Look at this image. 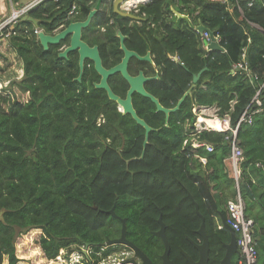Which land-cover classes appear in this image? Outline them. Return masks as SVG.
<instances>
[{
	"label": "trees",
	"instance_id": "16d2710c",
	"mask_svg": "<svg viewBox=\"0 0 264 264\" xmlns=\"http://www.w3.org/2000/svg\"><path fill=\"white\" fill-rule=\"evenodd\" d=\"M74 1L44 0L30 14L51 32L76 19L69 15ZM89 1L74 2L80 16L86 17L97 0ZM223 1L152 0L139 6L137 14L144 18L140 24L116 19L128 49L144 55L149 46L159 78L145 87L162 105L173 107L191 86L192 76L203 70L191 93L170 114L168 126L164 114L156 112L160 129L149 133L142 158L143 128L118 112L104 90L85 83L84 77L75 80L76 63L60 59L56 46L44 50L30 21L17 22L9 41L24 64V75L7 86L0 84V264H59L54 260L61 251L70 254L85 244L97 251L120 235L119 218L126 220V238L159 262L163 243L153 232L159 229L160 214L170 258L177 263L180 248L198 258L189 239L201 242L196 232L201 219L190 196L204 217L209 264H218L227 233L215 222L216 209L235 194L226 163L231 130L264 80V0ZM102 3L92 26L106 25L115 15L113 0ZM173 9L217 35L224 51L205 50L200 33ZM169 55H177L182 64ZM243 55L248 72H233ZM145 64L150 66L132 58L129 70L145 71ZM138 98L154 108L148 98ZM260 98L262 111L236 132L243 151L238 186L247 218L253 205L247 198L261 197L251 177L260 173L256 165H264V87ZM193 104L216 106L219 116L228 115L231 129L191 135L183 125L188 122L192 128L196 121ZM102 113L121 122L122 152L120 140L106 141L105 126L96 121ZM193 141L200 145L193 146ZM111 208L116 216L107 213ZM259 232L264 240L263 224Z\"/></svg>",
	"mask_w": 264,
	"mask_h": 264
},
{
	"label": "water",
	"instance_id": "95a60500",
	"mask_svg": "<svg viewBox=\"0 0 264 264\" xmlns=\"http://www.w3.org/2000/svg\"><path fill=\"white\" fill-rule=\"evenodd\" d=\"M29 1L30 0H19L18 4L23 5ZM124 1L125 0H114L113 1V11L124 17L141 20V17L135 14H132L131 12L120 10L121 9L120 4ZM99 5H100V1L97 3L94 9L90 10L85 20L68 23V25L64 29H62L61 31L55 34H50V33L45 32L44 29L40 27L39 20L33 17L30 13L24 15L21 18V20L30 21L34 25L35 28H40V31L37 33L36 38L44 50H47L48 47L51 45H58L61 39L65 38L66 36H69V39H70L69 45L65 48L64 51H62L59 54V57H65L67 52L69 51L78 50L79 66H80V74L76 78L78 81L80 80L84 58L88 57L92 59V61L94 62V68L96 72H98V74L100 75V81L98 83H95L94 86L98 89L104 90L106 92L108 99L116 102L120 106V108L122 109V114L130 115V117L135 121V123L143 128L144 130V140L142 144L143 149L139 156V158H142L144 155L145 146L148 143L149 133L152 131V127L143 118H141L137 114L132 104V94L137 93L141 95L142 97L148 98L155 105L157 111L163 112L165 114V118L167 120L169 118V115L172 112H175L176 110H178V108L180 107L185 97L191 93L192 89L195 87L198 79L200 78V75L203 70H201L200 72L192 76L191 86L186 91H184L182 96L177 100L176 104L173 107H170V108L164 107L153 94H151L145 89V86H144L145 83L149 80L154 79V77L146 76L143 70H140L135 75L130 74L128 71V64L131 58H136L139 61H146L151 64H154V61L151 58L150 51L148 50V47H149L148 45H146L147 51L144 55H140L136 51L129 50L124 43L125 36L120 31H118L120 49L122 50L123 55L119 63L106 69L102 65L97 48L95 46L91 48L81 40L80 38L81 29L88 25V23L90 22L94 14L99 9ZM173 12L177 17L186 19L189 25L191 26V28L196 29L197 32L201 33L204 30L209 32V37H210L209 42L204 41L205 46L208 50H220V51L224 50L223 47L219 44V42L216 40L214 33L210 31L208 28L202 25L195 26L192 24L190 18L187 15L178 13L174 9H173ZM4 17L0 15V20ZM174 59L177 60V56H174ZM116 73H119L121 77L128 83L129 87L126 92L125 98H121L120 96L115 94L107 82L108 77ZM132 159H135V158H132ZM129 161H131V159L128 160L127 162ZM190 199L192 200L194 204L195 212L200 216V219H201L200 226L196 230L197 234L201 238V242L196 243L194 241H191L193 246L198 252V258L194 260L182 248H180L179 251L185 257L188 264H209L210 245H209L208 236L204 228V224H205L204 217L200 214L198 210V205L191 196H190ZM93 207L96 208V206H93ZM216 211H217V214L221 218V226L228 232V235H229L228 240L221 242V245L224 248V254L220 258L218 264H231L233 255L236 254L237 257L239 256L238 248L236 245V232L230 226V224L225 221L223 215L217 209ZM107 213H110L112 216H116L114 214L113 208L108 210ZM120 222L122 224L120 236L118 238L106 241V244L107 245L124 244L130 247L134 251L136 257H138V259L140 260L139 262L136 260H133L132 264H152L150 259L145 255V253L140 248L134 245L131 241L127 240L125 219L120 218ZM158 223H159V229L156 230L153 234L155 236H158L163 243V252L160 256L162 264H175L169 258L170 244L166 237L165 224L162 220L161 214L158 217ZM85 247H88V244H85Z\"/></svg>",
	"mask_w": 264,
	"mask_h": 264
},
{
	"label": "flooded vegetation",
	"instance_id": "af4514ba",
	"mask_svg": "<svg viewBox=\"0 0 264 264\" xmlns=\"http://www.w3.org/2000/svg\"><path fill=\"white\" fill-rule=\"evenodd\" d=\"M75 1L78 2V0H75ZM99 1H100V5H99V9L97 10V12H98L101 9L102 5H104L102 3V0H97L90 10L94 9ZM74 2L72 3L71 9L69 11V15L72 16V17H75L76 19L72 20L71 22L85 20L87 15L89 14L90 10H89L88 14L86 15V17H82V16H80V7H79V5L77 4V2L76 3H74ZM92 3H93V0H90L88 2V4H92ZM112 10H113V3H112ZM120 10L123 11L122 8ZM113 13H115L114 17L111 18V20L106 25H99V26L90 25L91 20L94 17L93 16L92 19L90 20V22L88 23V25L86 27L82 28L81 32H80V38H81V40L84 43H86L91 48L94 47V46L97 48V51H98V54L100 56L102 65L106 69H108V68L114 66L115 64L119 63L121 58H122V55H123V52L120 49V41H119V37H118V31H120V25L117 23L116 19L118 18V19L121 20L122 18H128V17H124V16H122V15H120V14L114 12V11H113ZM132 14H134V13H132ZM135 15L139 16L138 14H135ZM139 17H141V16H139ZM129 19H130V21H129L130 24L133 23V22H136L137 24H140L144 20L143 17H141V20H136V19H131V18H129ZM40 21L41 20H39V23H40ZM71 22H69V23H71ZM66 26L60 24L53 31L47 32V33H50V34L58 33L59 31L64 29ZM69 41H70L69 36H66L65 38L60 40L58 45H51V46H56L57 47V49H58L57 56L58 57H59V54L62 51H64L65 48L69 45ZM129 50H131V49H129ZM148 50H149V47H148ZM132 51H135V50H132ZM169 56L171 57V59L175 60L174 56H177V55H172V56L169 55ZM118 57H119V60L116 61L118 59ZM59 58L60 59H65V60H67L68 58H71L73 60L74 65L76 63L77 68H78V72H77V76L74 79L77 80L76 78L80 74L78 50L69 51V52H67L65 57H59ZM151 58L153 60L152 55H151ZM175 61H177L178 63L180 62L178 57H177V60H175ZM142 62L148 63L151 67L145 64V66H146L145 71L142 68L141 69L140 68H138V69L136 68L137 70H136V73H135L134 72V68L135 67H133L131 70H129V64H128L129 73L132 74V75H135L140 70H143V72H144V74L146 76L154 77V79H152V80L158 79L159 78V72H158V69L155 66V63L151 64V63L146 62V61H142ZM129 63H130V61H129ZM155 76H157V77H155ZM83 77L85 79V83H88L89 85H92L95 89H98L94 85H95V83H98L100 81V75L98 74V72H96V70L94 68V62L92 61V59H90L88 57L84 58V60H83L82 72H81V76H80V80L79 81H81ZM119 77H121V75L119 73L113 74V75L108 77L107 82H108L110 88L112 89V91L115 94H117L121 98H125L126 92H127L129 86H128V83L124 80L125 83H126V87H125V85L120 81ZM152 80H149L146 83H148V82H150ZM146 83H145V85H146ZM145 89H146V87H145ZM138 96H141V95H139L137 93H133L132 94V104H133V107L135 108L136 112L140 110V112H142L143 116H150L148 120L145 117H141V118H143L152 127V131L159 130L160 127H156L155 126V124H157V122L155 123V114H156V112L158 113L160 111L156 110L155 105H154V108H152L150 106H147V105L143 104L140 101V99L138 98ZM114 103H115V109L122 114V109L120 108V106L116 102H114ZM164 107H167V106H164ZM105 108H106V112L109 111V109L107 108V105L105 106ZM168 108H170V107H168ZM160 113H163V112H160ZM137 114H138V112H137ZM122 115H125V114H122ZM169 118H170V115H169ZM169 118L166 120L165 114H164V119H163L164 126H168ZM96 121H97L98 125H103V127L105 126V132L107 133V136L109 135L108 137H106V141L107 142H109V143L112 142V139L121 141V143L119 145L118 152H122L123 151V147H124L125 136H124V134H123V132L121 130V125H120L121 122H117L116 119L108 120L107 117L105 116V114H103V113L100 114L97 117ZM148 139H149V137H148ZM121 226H122V224H121ZM103 247L105 248L106 252L109 251V250H112V251H110V253L113 254V255H117V256L121 255V252H125L126 253V258H127L128 262L130 264H132L133 260H136L138 262L140 261L138 259V257H136L134 251L130 247H128V246H126L124 244H112V245L105 244ZM142 251L150 259L152 264H162L161 259H160L159 262L156 261V259L154 258L155 255L150 256L144 250H142ZM162 252H163V250H162ZM162 252L159 254V258L161 256ZM169 258H170V255H169ZM193 259L196 260L197 258H193ZM172 261L175 264H188L187 260L185 259V257L183 255H182V258H178L176 260L177 263L174 260H172Z\"/></svg>",
	"mask_w": 264,
	"mask_h": 264
},
{
	"label": "built area",
	"instance_id": "2783aa9c",
	"mask_svg": "<svg viewBox=\"0 0 264 264\" xmlns=\"http://www.w3.org/2000/svg\"><path fill=\"white\" fill-rule=\"evenodd\" d=\"M44 0H30L26 4L18 5L16 4L11 8L9 15L5 16L0 20V40H8L16 32L15 25L17 22L26 14L30 13L40 2ZM152 0H125L120 4L122 10L137 14L139 6L141 4H146ZM225 1V0H224ZM223 1V2H224ZM40 31V28H33V33L37 35ZM215 35V34H214ZM209 32L202 31L200 33V39L205 50L209 51L204 41L209 42ZM216 40L219 42V37L215 35ZM247 62L244 57L242 60L236 64H233L232 71L235 72V69H243L248 72ZM253 79H258L257 74H250ZM264 87V80L258 86L254 96L252 97L250 103L243 113L240 115L238 124L240 122H251V114L248 113L249 108L262 105V100L260 98L261 89ZM193 113L200 119L202 118H217V120L226 122L229 121V117H221L218 113V108L216 106H194ZM185 129L186 123L183 125ZM206 128V127H205ZM208 128V127H207ZM202 127H198V122L195 123V132H192L191 135L197 134ZM209 129V128H208ZM236 129L233 130L232 136V150L230 154V162L232 163L235 171L237 170V164L242 158V150L237 146L235 142ZM187 140L184 141V144ZM193 146L197 144L192 143ZM208 150H211V147H208ZM237 178V176H236ZM227 218L229 220L230 226L235 230L237 234L236 245L239 252V264H258V249L257 244L254 239V229L253 221L245 216V202L242 198V194L239 190L238 183L236 180L235 195L232 199L227 202ZM85 253V254H84ZM57 260L61 264H130L126 258V253L121 252V255H113L111 253H105V248L101 247L99 250L95 251L91 247L82 246L81 250H76L69 254L61 252L57 257Z\"/></svg>",
	"mask_w": 264,
	"mask_h": 264
},
{
	"label": "crops",
	"instance_id": "0c3cea01",
	"mask_svg": "<svg viewBox=\"0 0 264 264\" xmlns=\"http://www.w3.org/2000/svg\"><path fill=\"white\" fill-rule=\"evenodd\" d=\"M15 5L16 4L12 3L11 0H0V15H2L3 17L6 16L7 15L6 12L8 10H11V8ZM252 25L254 27L258 28L257 25H255L253 23H252ZM33 27H34V25H33ZM244 59H245V57H244ZM23 65L24 64H23L22 60L15 53L9 39L8 40H0V84L7 86L13 80H20L24 75ZM207 122H208V120H206V123ZM209 122L212 123V125H214L215 127L217 126V122L215 120L209 121ZM225 123L227 124V121ZM226 124H224V125H226ZM197 145H200V144H197ZM226 163H227L228 167L231 168L230 162H228L226 160ZM256 166L260 168L261 174L257 172V174H254V177H251V178L253 180V183L257 187L256 196L258 197V195L260 194L261 197H259V198L254 197L252 199L250 197H248L247 198V202H248L247 204L249 206L253 204L252 207L249 209V215H250L249 217L252 218L253 220H255L254 239H255L256 244L258 246V264H264V250H262V246L264 245V240L261 238V232H259L260 225H262V224L264 225V196H263V194H264V165H256ZM242 197L244 198L243 195H242ZM232 198H230V199H232ZM258 199H259V201H258ZM217 210L221 214L223 212L226 213V204L219 205L217 207ZM223 217L227 218L226 215ZM215 222H216L219 229L223 228L221 226V219H220V216L217 214V211H216V215H215ZM226 233H227V236L222 241L228 240L229 235H228L227 231H226ZM199 238H200V236H199ZM200 240H201V238H200ZM223 254H224V252H223ZM233 259L234 260L238 259L236 254L233 255L232 260H231V264H234Z\"/></svg>",
	"mask_w": 264,
	"mask_h": 264
},
{
	"label": "bare ground",
	"instance_id": "6f19581e",
	"mask_svg": "<svg viewBox=\"0 0 264 264\" xmlns=\"http://www.w3.org/2000/svg\"><path fill=\"white\" fill-rule=\"evenodd\" d=\"M220 44V43H219ZM221 45V44H220ZM222 46V45H221ZM223 47V46H222ZM224 49V48H223ZM224 51V50H223ZM243 57H244V55H243ZM258 88V87H257ZM257 90V89H256ZM262 90V89H261ZM261 93V92H260ZM260 95V94H259ZM262 100V99H261ZM194 106H204V105H199V104H193L192 105V108H191V112H192V114L196 117V121L193 123V127L191 128V125L188 123V122H186V127H187V129H191V131L192 132H195V123L196 122H198V127L200 128V127H202V129L199 131V132H201V131H203V130H212V131H225V130H227V129H231L230 128V125H229V121H227V124L225 123V122H221L220 120H217V118H212V119H209V118H198L194 113H193V107ZM245 111V110H244ZM262 111V105L260 106V107H257V106H254V107H251V108H249V110H248V113H250L251 114V122H240L239 124H238V120H239V118H238V120H237V125H236V127L234 128V129H236V132H237V127L239 126V125H241L242 123H245V124H252V122H253V117H254V115L255 114H257V113H259V112H261ZM243 113V112H242ZM225 117H228V115H225ZM240 117V116H239ZM206 120H208V121H216L217 122V126L215 127L214 125H212V123H206ZM224 124H226V125H224ZM213 127H212V126ZM206 127V128H205ZM209 129H208V128ZM234 129H232L231 131H232V136H233V130ZM198 132V133H199ZM235 142H236V137H235ZM196 144H198V143H196ZM230 144H231V150H232V138H231V140H230ZM237 144V143H236ZM197 146H199V145H197ZM238 146V145H237ZM240 147V146H239ZM242 150V149H241ZM230 154H231V152H230ZM242 159H243V151H242V158L240 159V161L238 162V164H237V170L235 171V169H234V167H233V165H232V163L230 162V155H229V157H228V160H229V162H230V164H231V170H232V174H233V176H234V180H235V187H236V180H237V183H238V179H239V173H240V167H239V164L241 163V161H242ZM236 176H237V178H236ZM239 187V186H238ZM244 213H245V209H244ZM221 219V218H220ZM224 219H225V221L226 222H228L229 223V221H228V219L227 218H225L224 217ZM249 219H251V218H249ZM252 221H253V229H254V225H255V222H254V220L253 219H251ZM189 241L191 242L192 240H190L189 239ZM191 244H192V242H191ZM193 245V244H192ZM195 248V247H194ZM197 251V250H196ZM198 253V252H197Z\"/></svg>",
	"mask_w": 264,
	"mask_h": 264
},
{
	"label": "clouds",
	"instance_id": "9594fccd",
	"mask_svg": "<svg viewBox=\"0 0 264 264\" xmlns=\"http://www.w3.org/2000/svg\"><path fill=\"white\" fill-rule=\"evenodd\" d=\"M40 3H41V2H40ZM17 4H18V3H17ZM18 5H19V4H18ZM37 6H38V5H37ZM37 6H36V7H37ZM36 7H35V8H36ZM6 16H7V15H6ZM33 28H34V27H33ZM35 36H36V35H35ZM234 195H235V194H234ZM242 198H243V197H242ZM243 200H244V198H243ZM228 201H229V200H228ZM228 201H227V202H228ZM227 202H226V205H227ZM244 202H245V200H244ZM226 217H227V209H226ZM234 231H235V230H234ZM236 238H237V234H236ZM83 246H85V245H83ZM81 247H82V246H81ZM81 247H79L78 249L73 250L72 252H74V251H76V250H81ZM88 247H91V246L88 245ZM102 247H103V246H102ZM64 251L67 253V257H68V256H69L68 251H67V250H64ZM64 251H61V252H64ZM110 251H112V250H109V251H107V252H106V250H105V253H110ZM61 252L59 253V255L61 254ZM72 252H71V253H72ZM71 253H70V254H71ZM59 255H58V256H59ZM58 256H57V257H58ZM57 257H56V259H55L54 261H56V262H58L59 264H61V263L57 260ZM237 258H238V263H239L240 256H238Z\"/></svg>",
	"mask_w": 264,
	"mask_h": 264
},
{
	"label": "rangeland",
	"instance_id": "374dc122",
	"mask_svg": "<svg viewBox=\"0 0 264 264\" xmlns=\"http://www.w3.org/2000/svg\"><path fill=\"white\" fill-rule=\"evenodd\" d=\"M10 12H11V10H8V11L6 12V14L9 15ZM221 122H222V121H221ZM207 123H209V121H208Z\"/></svg>",
	"mask_w": 264,
	"mask_h": 264
}]
</instances>
